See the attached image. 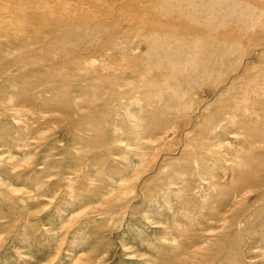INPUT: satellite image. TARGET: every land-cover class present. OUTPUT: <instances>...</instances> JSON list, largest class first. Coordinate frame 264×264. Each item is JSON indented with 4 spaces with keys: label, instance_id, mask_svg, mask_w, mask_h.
Wrapping results in <instances>:
<instances>
[{
    "label": "rangeland",
    "instance_id": "374dc122",
    "mask_svg": "<svg viewBox=\"0 0 264 264\" xmlns=\"http://www.w3.org/2000/svg\"><path fill=\"white\" fill-rule=\"evenodd\" d=\"M190 1L244 42L151 49L154 0H0V264H264V9Z\"/></svg>",
    "mask_w": 264,
    "mask_h": 264
},
{
    "label": "bare ground",
    "instance_id": "6f19581e",
    "mask_svg": "<svg viewBox=\"0 0 264 264\" xmlns=\"http://www.w3.org/2000/svg\"><path fill=\"white\" fill-rule=\"evenodd\" d=\"M197 1V0H196ZM195 1V2H196ZM211 1V0H209ZM217 1V0H215ZM246 4H250L252 6L256 5L258 6L261 10L264 9V1H252V0H243ZM191 1L189 0H185V1H179V0H154V10H150L151 13L153 14V19H151L150 21H153V23L148 26L146 28V31H148V33H146V35H151L153 36V38L155 37L149 46L152 49L153 44H155L156 46L159 44L160 45V37L163 38H167L170 40L174 39V38H179L180 40H184V41H190V47L192 48H197V47H211L214 46L216 47L217 45V49H227V48H231V47H235L236 45H238L241 42H244L243 40V36L240 35L235 29L234 33L232 32V30L230 31L231 33H226V31L221 30L220 28L215 29L210 27V22L209 21H213L214 20V16L211 17V12L210 10L212 9H207L206 7H199V9H196L195 7H193L190 3ZM212 2V1H211ZM214 2V0H213ZM218 2V1H217ZM193 3V0H192ZM199 3L200 0H199ZM198 3V4H199ZM216 3V2H215ZM221 3V2H219ZM30 4V3H29ZM219 5V4H218ZM238 5V4H236ZM242 5V4H241ZM36 5H30L31 7V11L32 8H34ZM197 6V4L195 5ZM209 6V5H208ZM213 6V5H212ZM217 6V4H216ZM214 6V7H216ZM221 6V4H220ZM37 8V7H36ZM218 8V7H217ZM221 8V7H220ZM216 9V8H215ZM215 12V10H213ZM223 11V9H222ZM224 12V11H223ZM222 12V13H223ZM221 14V12H220ZM214 15V14H213ZM222 15V14H221ZM220 15V16H221ZM34 15L32 14L31 17H33ZM223 16V15H222ZM36 19V21L38 22V26L39 29L41 31L43 30H51V28L53 29V25L50 23H47L46 21L43 20V18L41 17H33ZM223 18V17H222ZM213 19V20H212ZM235 19V18H234ZM219 21V20H218ZM217 21V22H218ZM214 23V22H213ZM216 23V22H215ZM214 23V24H215ZM229 23V22H228ZM216 25V24H215ZM221 25V24H220ZM258 26V25H256ZM254 25L255 28L253 29H258ZM261 27V25H259ZM215 27V26H214ZM217 27V26H216ZM223 27V26H222ZM262 28V27H261ZM56 29V28H54ZM252 29V30H253ZM39 30V31H40ZM149 30H155L153 31H149ZM260 30V29H259ZM249 31V30H248ZM245 32H247L245 30ZM250 32V31H249ZM257 32V30H256ZM46 33V31H45ZM61 32H59L58 34H54L55 38H58L60 36ZM66 34V33H65ZM250 34V33H249ZM53 35V36H54ZM160 35V36H159ZM247 35V34H246ZM257 35V34H256ZM255 33H251V37L249 38H254ZM249 35H247L248 37ZM37 37V36H36ZM63 37V36H62ZM246 37V36H244ZM37 39V38H36ZM61 39V38H60ZM147 39V38H146ZM149 39V38H148ZM188 39V40H185ZM251 39V40H252ZM56 40V39H55ZM168 40V41H169ZM253 41V40H252ZM249 41V42H252ZM56 42V41H55ZM146 42H148V40H146ZM154 42V43H153ZM182 42V41H181ZM164 43V42H163ZM185 43V42H184ZM165 44V43H164ZM62 45V44H61ZM154 45V46H155ZM149 47V48H150ZM159 47V46H158ZM237 48V46H236ZM157 49V48H156ZM160 49V48H159ZM158 49V50H159ZM191 49V48H190ZM212 49V48H211ZM215 49V48H214ZM233 49V48H232ZM180 51V50H179ZM201 51V49H200ZM219 51V50H218ZM207 52V51H205ZM214 52V51H211ZM191 53V52H190ZM216 53V51L214 52ZM213 53V54H214ZM195 54V53H193ZM197 54L199 55L200 52L198 51ZM206 54V53H205ZM212 54V55H213ZM201 55V54H200ZM217 53L214 55L216 56ZM221 55V54H220ZM211 56V55H210ZM213 56V57H214ZM203 57V56H202ZM201 58V57H200ZM210 57H208L209 59ZM204 60V58H202ZM207 59V58H206ZM213 59V58H212ZM215 59V58H214ZM198 62V59H196ZM203 60H201V62H203ZM216 60V59H215ZM205 61V60H204ZM209 61H211L209 59ZM213 61V60H212ZM192 62V61H191ZM214 63V61H213ZM197 64V63H196ZM218 64V63H217ZM145 65V64H144ZM150 65V64H149ZM192 65V64H191ZM199 65V64H197ZM216 65V64H215ZM203 66V65H202ZM206 68V65L203 66ZM214 67V66H213ZM212 67V68H213ZM197 69V67L194 66L193 69ZM208 69V67H207ZM165 70V69H164ZM209 70V69H208ZM156 71V70H155ZM206 71V70H205ZM204 71V72H205ZM211 72V71H210ZM203 74V72H202ZM208 75V74H207ZM158 76V74H157ZM204 76V74H203ZM160 77V76H159ZM206 80V77H204ZM208 78V77H207Z\"/></svg>",
    "mask_w": 264,
    "mask_h": 264
}]
</instances>
